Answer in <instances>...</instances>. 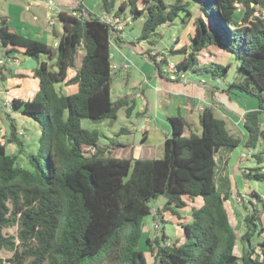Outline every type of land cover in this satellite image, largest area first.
<instances>
[{
	"label": "trees",
	"instance_id": "trees-1",
	"mask_svg": "<svg viewBox=\"0 0 264 264\" xmlns=\"http://www.w3.org/2000/svg\"><path fill=\"white\" fill-rule=\"evenodd\" d=\"M126 4L133 17L145 13L139 41L148 40L158 26L173 24L182 14L190 16V8L196 6L201 15L194 17L189 47L169 50L183 55L174 64L175 72L222 79L231 61L200 63L198 52L211 45L230 54L238 62V75L225 91H240L258 100V107L242 117L246 136L230 133L227 120L205 106L199 113V134L184 135L186 120L181 114L169 118L172 130L163 141L162 157H139L133 150L128 157L115 155L99 147L100 131L83 127L81 121L112 122L120 107L131 103L127 109L132 108L126 96L110 98L111 42L119 46L125 42L119 31L81 2L58 11L62 32L51 29L56 45L14 31L2 17L0 44L7 54L22 48L37 62L32 75L38 89L30 99L11 100L12 110L35 125L33 136L29 135L36 143L34 151L27 150L29 142L13 118L9 117V132L0 136V249L14 250L10 264H22L27 258L28 264H103L108 251L118 246L114 256L118 264H147L139 249L143 219L152 212L151 200L163 196L165 202L155 209L158 217L169 212L181 218L179 211L189 201L199 199L200 204L192 205L189 221L181 223V242H169L164 231L153 242L146 239L154 264H264L261 215L252 205L237 236L225 207L230 193L216 185L215 158L222 147H255L262 133L258 114L264 110V0H173L169 4L124 0L113 14L120 15ZM102 8L110 13L113 0H102ZM151 51L147 48L141 55L154 73L178 81L179 76L164 75L162 52ZM70 69L74 70L71 76ZM59 82L76 89L58 90ZM9 144L13 151L8 150ZM85 146L94 150L86 152ZM20 155L28 167L20 164ZM254 156L258 163L264 159L262 152ZM243 178L263 182L264 172L254 166ZM252 195L259 196L255 190ZM13 225L18 227L17 243L13 235L3 233ZM238 241L239 255L235 253Z\"/></svg>",
	"mask_w": 264,
	"mask_h": 264
},
{
	"label": "rangeland",
	"instance_id": "rangeland-1",
	"mask_svg": "<svg viewBox=\"0 0 264 264\" xmlns=\"http://www.w3.org/2000/svg\"><path fill=\"white\" fill-rule=\"evenodd\" d=\"M123 1L124 0H113V9L110 13L105 12L102 8V0H83V5L89 11L97 14V16L110 20L113 25L120 26L121 29L116 26L115 29L119 31V33L123 36V39H125V41L136 42L141 52L145 51L147 48L152 50L151 53L162 52V54L166 57V63H162V69L164 70L166 75L170 77L176 76L177 73L172 72V70L174 69V67L172 66L178 60H180L183 55L169 54V50L171 48H179L182 45L189 47L190 38L195 32L194 17L197 14L201 15V12L199 10L197 11L196 6L193 5V8H190V16H183L182 14L179 18L176 19L173 24H164L158 26L156 28V33L151 35L148 40L139 41L138 38L141 34L143 22L145 19V13L139 17H133L129 5L126 4L124 11H122L120 15L116 17L113 12L119 9V6ZM164 1L168 4L173 2V0ZM139 5H141V2H139ZM54 18H56V25L59 26V20H57L56 16H54ZM183 18L186 20L185 22L182 21ZM49 22L50 24H52V20H49ZM111 43V65L115 64L117 65V67L112 69V84L110 88V98L112 101H116L118 98L126 96L128 97V99L132 100V108L130 110L127 109L128 106H131V103H129V105L120 107L117 110L115 120H113L112 122H110L109 120H104L101 123H94L89 119H83L81 121V124L85 128H97L100 131V137L98 140L99 147H103L107 151H111L115 155L117 154L123 157H128L130 155V152L136 147L137 143L139 142L140 135L141 133H143L144 130V128H141V125H143V123L140 124V117L137 116V114L140 112V108L142 109V107H144L145 105V99L144 97H142L143 89L146 85L147 87H149L150 85L149 83L146 84V82L152 75L151 72L153 71V66L150 64L149 60L145 56H142L140 53L139 55L141 57L135 55V61L127 60L121 50L115 45L113 39ZM2 48L3 47L0 44V55H4V51H2ZM122 50H124V48H122ZM212 51V55L211 53H208L207 49L204 51H199L200 53L198 55V58L200 62H209L212 59L215 61L226 63L227 60H230L232 64L230 69L226 73V76L222 78L224 79V82L217 81L218 79L214 80L209 77H204L207 82L211 84L216 83L219 85H224L228 81H232L234 78H236L238 75V62L234 60L233 57L230 56L228 53L223 51L220 52L214 46ZM80 56L81 52L78 55V60L80 59ZM138 57L142 60H140ZM161 57L162 55H159L157 56V59H161ZM183 73L185 74V76H188V79H191L193 81H196V79L198 78V76H196V74L192 73L191 71ZM68 74L69 76H71L72 74H74V70L70 69ZM185 78L186 77L180 78V80H183ZM150 79L152 80L153 78ZM56 88L58 90L69 93L75 91L76 86H65L63 85V83L59 82L56 84ZM226 88L227 85L225 86L224 90ZM237 94H239L240 96L237 99L240 108H251L252 105L256 108L258 107L257 98L244 94L240 91L237 92ZM3 101L4 104L2 103ZM214 107V110L216 111L218 105L217 107ZM196 108L197 107L195 106L194 110H196ZM142 110L141 112L144 111ZM181 111V113H183V110ZM218 112L216 111L215 114L220 116L219 113H221V111L219 113ZM224 113L222 114L226 117L225 119H227V127L230 133L239 134L241 136L244 135L245 137L247 130L242 124L243 121L241 117L235 115L233 116V114ZM259 114V129L262 133L259 135L255 147L245 148L242 145H239L234 149L222 147L218 150L215 155L216 185L219 191H226L230 193L229 199L225 201V207L228 210L230 222L238 237L240 236V233L243 231L244 227L242 218L246 213H248V211H250L252 205H255V207L259 211L261 215V224L262 226H264V181L261 182L254 180H245L243 178V174L248 172V169L254 166H260L261 171L264 172V159L261 161V163H258L254 156V154L262 152L264 157V110L261 111ZM197 116L198 114H196V117ZM9 117L13 118L15 122L20 126V130L23 133V139L29 142L27 150L34 151L36 143L35 141H32V138L29 139V135L32 134L31 131L34 130V123L28 119H25L24 117L22 118L19 113L12 111L10 100L6 102L5 98L1 99L0 134H3V132H6L7 134L9 132ZM237 121L240 124H238ZM145 124L147 125L148 130L155 129L154 132L152 131L148 134L147 138L148 144H150L152 147L149 149L150 151L147 152L149 154L143 155L144 153H142L141 156L139 154L137 156L144 158L162 157L163 148L161 143L158 144V132L162 131L161 127L163 126L158 127L157 125V128H154L155 125L151 121L145 122ZM196 126L197 129H199L198 133H200L199 124L197 123ZM125 130H128V132H125ZM136 131H138V133ZM160 135L162 134L160 133ZM118 144H122V146H116ZM7 148L9 151L14 150V146L11 144H9ZM93 150L94 149L92 147L85 146L86 152ZM19 161L20 164H22L24 167H28V163L24 155L19 156ZM252 190H255L257 194H259V196L257 197L252 195ZM164 202L165 199L163 196H158L156 199H152L150 202V205L152 206V212L151 214L146 215L143 219L144 227L142 236L140 238L139 249L144 252L147 264H154V252H151L150 246L147 244L146 239L148 238L151 242H153V239L155 237H160L162 235V231H164L165 235L169 237V239H167L169 242L176 239L178 240V242H181L184 236L181 223L189 221L192 205L200 204L199 199H197L193 203L189 201L187 207L180 209L179 211L181 214V218H177L176 216L171 215L169 212H165L162 217H158L157 215H155V209L157 207H161ZM17 230V225H13L5 227L3 229V233L5 235H13L17 243ZM240 249L241 244L238 241L237 246L235 247V253L237 255L240 254ZM13 251V249L1 248L0 264H10L13 259ZM116 254H118V246L108 251L107 256L102 261L103 264H109L110 258L113 259L112 264H118L119 258L114 257ZM28 262L29 259L27 258L24 259V262L22 264H28ZM43 264L50 263L48 261H45Z\"/></svg>",
	"mask_w": 264,
	"mask_h": 264
},
{
	"label": "crops",
	"instance_id": "crops-1",
	"mask_svg": "<svg viewBox=\"0 0 264 264\" xmlns=\"http://www.w3.org/2000/svg\"><path fill=\"white\" fill-rule=\"evenodd\" d=\"M79 2H81V0H0V19L4 17L7 25L18 33L55 45L57 39L53 38L51 29L54 27L58 33H61L62 25L61 23L59 26L56 25V18H54V16L57 17V13L60 9L76 6ZM81 3L83 4V0ZM49 20H52V24H50ZM119 36L123 39L120 33ZM116 46L121 50L127 60L135 61V55L140 56L139 53L141 54L139 46H137L136 43L132 46L125 41L121 43V46ZM214 47L220 52L223 51L217 46ZM122 48H124V50H122ZM206 49L208 53H211V55L213 54V46L208 45L200 51ZM2 51H4V55H0V100L5 98L7 102L8 100L11 101L13 98H20L23 100L30 99L38 89V81L32 75V70L37 65V62L24 54L22 48H19L18 51L10 52L9 54L6 53L5 48H2ZM199 53L200 52H198V55ZM139 59L142 60L141 58ZM210 61L215 60L211 59ZM227 62H230V60H227ZM220 63L225 64V62ZM151 73L152 75L150 78L153 79L151 80L149 78L146 82V84H150L149 87L146 85L143 89L142 97L145 99V105L142 109L145 113L140 118V124L143 123L141 128H144V130L140 135L139 142L133 149V151L138 152H134L135 155L139 154L141 156L142 153H144L143 155L149 154L147 152H149V149L152 147L148 144L147 138L148 134L152 131L154 132L155 129L148 130L145 122H153L155 125L154 128H157V125L158 127L163 126L161 127L162 131L158 132V144H163L165 137L169 136L172 130L169 118L177 114H181L185 118L186 126L184 128V135H189L190 133L199 134V129H197L196 124H199V113L205 106H211L215 109L214 106L217 107L218 105L216 111L218 112L220 110L221 113H219L220 111L218 113L220 117L223 118H226L222 114L225 112L227 114H233V116H240L242 119L248 109H256L253 105L251 108H240L237 100L240 97L239 94H237L236 91L225 92L224 88L230 81L224 85L216 83L211 84L207 82L204 76L198 75H196L198 76L196 81H193L188 79V76H185L184 73H177L176 76L170 78L179 76L180 78L186 77L185 79L172 81L156 75L154 73V68ZM164 75H166V73H164ZM217 81L224 82V79H218ZM2 103L4 104V101ZM195 106L197 107L196 110H194ZM142 109L140 108V112ZM181 110H183V113H181ZM196 114H198L197 117ZM259 115L260 114H258V117ZM20 116L22 118L24 117L21 114ZM238 124L240 123L238 122ZM125 132H128V130H125ZM136 132L138 133V131ZM160 133L162 135H160Z\"/></svg>",
	"mask_w": 264,
	"mask_h": 264
},
{
	"label": "built area",
	"instance_id": "built-area-1",
	"mask_svg": "<svg viewBox=\"0 0 264 264\" xmlns=\"http://www.w3.org/2000/svg\"><path fill=\"white\" fill-rule=\"evenodd\" d=\"M100 18H101V17H100ZM101 19L106 20V21H108L110 24H112L111 21L108 20V19H105V18H101ZM112 25H113V24H112ZM113 26H114V28H115V26H116V27H118L119 29H121L120 26H117V25H113ZM111 66H112V69L117 67V65H115V64H113V65H111ZM172 67H174V65H173ZM171 70H172V69H171ZM172 72H175V67H174V69L172 70ZM171 77H172V76H171Z\"/></svg>",
	"mask_w": 264,
	"mask_h": 264
}]
</instances>
